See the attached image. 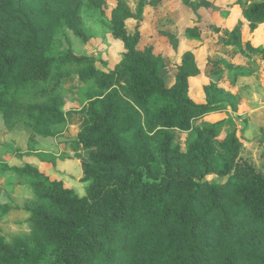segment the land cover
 Returning a JSON list of instances; mask_svg holds the SVG:
<instances>
[{"label":"trees","instance_id":"obj_1","mask_svg":"<svg viewBox=\"0 0 264 264\" xmlns=\"http://www.w3.org/2000/svg\"><path fill=\"white\" fill-rule=\"evenodd\" d=\"M167 2L149 0L157 12ZM84 4L107 16L124 44L113 68L57 43L65 25L89 39ZM181 5L194 26L183 33L162 30L168 46L156 53L153 45L139 47L140 23L129 27L136 14L127 0H0L4 124L9 131L29 130L33 141L58 135L67 119L64 93L76 78L73 92L82 95L88 123L74 143L89 151L82 179L91 182L80 196L35 165H5L29 178L34 198L24 205L30 233L11 242L0 233V264H264V171L243 153L246 138L237 131L219 143L223 154L217 155L214 139L223 121L193 126L221 101L237 105L236 92L203 77L197 60L217 41L204 40L196 22L198 9L212 0ZM236 5L252 31L264 23V0ZM243 26L240 20L231 31L236 43ZM209 28L211 37L220 31ZM195 79L202 81L205 101L192 95ZM177 129L192 132L187 149L176 143ZM210 175L226 180L213 182Z\"/></svg>","mask_w":264,"mask_h":264},{"label":"rangeland","instance_id":"obj_2","mask_svg":"<svg viewBox=\"0 0 264 264\" xmlns=\"http://www.w3.org/2000/svg\"><path fill=\"white\" fill-rule=\"evenodd\" d=\"M183 1L189 3L197 0H168L161 12H157L149 0H127L136 14V19L132 20L129 27L133 29L140 23V48L153 45L156 53L166 52L168 45H164L165 38L160 36L162 30H178L183 33L187 26H194L182 14ZM234 1L212 0L211 6L198 9L202 19L196 22L199 23L197 26L202 38H215L217 41H209V52L197 57V60L203 77L228 92H236L237 105L234 108L231 100L221 101L216 109L195 120L193 126L204 127L223 121L219 136L214 139L217 155L223 154L219 143L228 134L237 131L246 138L243 153L264 171V160L261 158L264 150V53L251 52L246 43L250 39L256 47L264 49V23L258 24L252 31L240 7L231 6ZM105 7L106 10L111 9L108 3ZM81 16L90 35L89 39L79 38L65 25L56 34L58 45L63 50L71 49L81 56H94L99 66L113 68L123 58V42L113 35L110 21L100 10L84 4ZM240 20L244 23L242 40L236 43L231 31ZM210 25L219 27L223 37L219 39V32L212 33L211 37L209 34L213 31ZM167 64L170 68L172 60L167 61ZM168 70L166 73L169 76ZM171 77H167L168 83H172ZM79 85L76 78L72 79L65 90L63 109L67 119L58 126L59 133L56 136L36 135L33 141L29 130L9 131L0 111V233L8 242L14 237L30 233V213L24 205L34 198V192L29 178L5 170V165H35V160H38L45 163L46 167L42 163L35 166L48 172L52 179L63 180L78 195H86L90 187L91 182L82 179V164L89 151L74 143L81 128L88 123L87 116L80 112L85 105L82 95L73 92ZM192 95L200 102L205 101L201 80L193 81ZM175 132L176 143L187 149L192 132L178 129ZM208 179L213 182L226 180L217 175H210Z\"/></svg>","mask_w":264,"mask_h":264},{"label":"crops","instance_id":"obj_3","mask_svg":"<svg viewBox=\"0 0 264 264\" xmlns=\"http://www.w3.org/2000/svg\"><path fill=\"white\" fill-rule=\"evenodd\" d=\"M42 163V165L44 166V168L46 167V165H45V163H43V162H39L38 160H35V165H40ZM46 173H48V172H46ZM49 174V173H48ZM50 175V174H49Z\"/></svg>","mask_w":264,"mask_h":264}]
</instances>
